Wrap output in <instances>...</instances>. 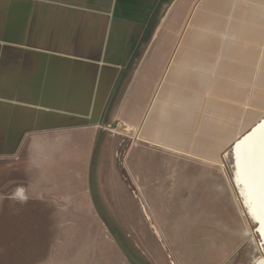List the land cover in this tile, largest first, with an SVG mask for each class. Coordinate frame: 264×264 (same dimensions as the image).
<instances>
[{"label": "crops", "instance_id": "0c3cea01", "mask_svg": "<svg viewBox=\"0 0 264 264\" xmlns=\"http://www.w3.org/2000/svg\"><path fill=\"white\" fill-rule=\"evenodd\" d=\"M162 1L0 0V186L21 185L18 196L44 217L54 210L51 219L68 218L83 201L95 202L94 180L109 193L108 179L124 177L113 123L131 136L129 150L209 163L264 116V0H166L150 32ZM226 86L231 96L244 91L246 102L223 97ZM247 103L250 122L239 117ZM225 115L237 122L225 123ZM216 134L223 138L211 140ZM165 167V181L178 178L169 162ZM129 168V176L141 177ZM188 171L180 175L198 177L199 187L147 179L156 223L145 221L148 211L143 224L128 212V238L146 245L159 237L177 264H228L247 244L246 215L229 198L225 172ZM152 250L155 264H166Z\"/></svg>", "mask_w": 264, "mask_h": 264}, {"label": "rangeland", "instance_id": "374dc122", "mask_svg": "<svg viewBox=\"0 0 264 264\" xmlns=\"http://www.w3.org/2000/svg\"><path fill=\"white\" fill-rule=\"evenodd\" d=\"M165 1L159 4L149 24L150 32L158 27L160 17L166 9V4L162 5ZM129 77L130 73L122 79L120 93L117 96L122 94ZM239 91L240 89L238 92H233V96L231 92L230 95L223 97L229 100L233 98L238 103L246 102V93ZM247 104L246 108L251 109L250 103ZM240 111L243 112V109ZM228 117L229 115L224 116L225 123L237 122L235 118L231 120ZM240 127L242 130L247 129L246 126ZM109 130L113 142L118 143L115 154L122 173L121 167L126 163L128 168L132 165L134 174L141 177L129 176L127 174L129 170L124 167L123 178L108 179L111 185L109 193L101 191L102 187L100 185L97 187L94 180V203L97 209L92 200L88 199L83 201L78 211L71 210L68 218L64 219H51V214L53 212L56 214L54 210L47 214L48 218L44 217L43 208H34L28 204L26 195L18 196L21 185L0 186V264H155L151 257L152 249L158 251L157 255H163L166 264H177L175 255L159 237L146 245L136 244L128 238L126 229L128 212L133 211L135 221L141 224L144 223L143 219L146 218L147 211L152 217L144 195L153 186L152 181L147 180L150 177L156 176L159 183L163 182L177 189H194L200 185L199 178L196 176L185 178L180 174H186L187 170H190L189 174L225 172L229 183L227 185L229 198L234 204L237 202L240 211L243 212L234 185L231 183L233 159L230 145L223 150L219 162L210 160L209 163H200L179 155L175 159L143 147L129 150V144L133 143V140L125 133V127L120 129V125L116 122L111 124ZM217 155L220 157L219 153ZM138 159L141 162L139 166L136 164ZM11 160L7 159L6 163L3 162V166H11ZM151 162H155V165H151ZM168 162L174 169V175L178 177L175 180L165 181L168 177L165 163ZM224 188H226L225 183ZM153 217L145 221L156 223V218ZM246 221L247 244L228 261V264H255L259 257L264 256L257 246L258 236L254 233V225L247 217Z\"/></svg>", "mask_w": 264, "mask_h": 264}, {"label": "bare ground", "instance_id": "6f19581e", "mask_svg": "<svg viewBox=\"0 0 264 264\" xmlns=\"http://www.w3.org/2000/svg\"><path fill=\"white\" fill-rule=\"evenodd\" d=\"M248 32V31H247ZM241 34V33H240ZM249 35V33H248ZM204 36V35H203ZM246 36V35H245ZM244 36V37H245ZM243 37V38H244ZM248 37V36H247ZM206 39V36L205 38ZM227 39V38H226ZM239 39V38H237ZM240 40V39H239ZM243 40V39H242ZM204 41V40H202ZM229 42V41H228ZM243 42V41H242ZM244 43V42H243ZM242 45V44H241ZM233 46V44H232ZM231 46V47H232ZM240 46V45H239ZM239 46H238V49H239ZM237 47V45H236ZM244 47V46H243ZM246 47V46H245ZM249 47V46H248ZM257 47V46H256ZM234 48V46H233ZM228 49V48H227ZM235 50V49H234ZM237 50V49H236ZM242 50V49H241ZM249 50V49H248ZM256 51V50H255ZM237 53V52H236ZM230 54V53H229ZM234 54V52H233ZM264 57V56H263ZM230 61V60H229ZM238 63V62H237ZM259 64V63H258ZM236 67H237V71H239V73H242L243 75L241 76H245V72H244V66L240 63L236 64ZM250 67V66H249ZM255 68V67H254ZM218 73H221V72H218ZM218 76V75H217ZM211 78V77H210ZM237 78V77H236ZM244 78V77H242ZM231 79V78H230ZM238 79V84L240 83L241 81V78H237ZM236 81V80H234ZM220 83V82H219ZM224 83V82H223ZM227 83V82H226ZM225 83V84H226ZM218 84V83H216ZM229 84V83H228ZM227 84V86H228ZM208 85V81L205 83V86L207 87ZM224 85V84H222ZM213 86V85H212ZM226 86V88H227ZM232 86V85H231ZM230 86V88H231ZM238 86V85H237ZM221 87V86H219ZM234 87V86H233ZM167 89H169L168 87H166ZM217 90H218V87H216ZM225 87H223V89L219 88L220 90H222L223 94L222 96H227V95H230L231 93V90L233 89H230L229 90V87L226 89ZM215 89V88H214ZM170 90V89H169ZM216 90V89H215ZM214 90V92H215ZM211 91V90H210ZM257 91V90H256ZM164 92V91H163ZM235 92V91H234ZM240 92H243V91H239ZM259 92V91H258ZM254 93V92H253ZM264 93V92H263ZM215 94V93H214ZM261 95V93H259ZM257 95V94H256ZM218 96V95H217ZM216 96V97H217ZM162 97V96H161ZM209 98V97H208ZM226 98V97H225ZM228 99V98H227ZM233 99V98H230V100ZM229 100V101H230ZM247 100V99H246ZM232 101V100H231ZM224 103V102H223ZM229 105V104H228ZM259 110V109H258ZM229 113V112H228ZM251 113V110H247L245 112H242L240 111L239 112V117L240 119H244V121H249V119H246L247 116H249V114ZM230 117H231V112L229 113ZM207 118V117H206ZM218 118V117H217ZM209 118H207V121H208ZM211 121V120H210ZM250 122V121H249ZM212 123V122H211ZM216 122H214L215 124ZM218 124V123H217ZM222 124V123H220ZM219 125V124H218ZM172 128V127H171ZM220 132H221V135L224 136V137H227L228 136V133H229V129L226 128V126H224L223 128H219ZM183 131V130H182ZM189 133V131H187ZM264 116L261 117L255 125H253L249 130L247 131H244L243 133H240V137H236L235 141L233 142V144L231 145L230 148L233 147V150L235 151V155H236V159H235V162H237V167H238V171H237V168L236 165L232 171V174H231V183H233L234 185V188L236 190V194H237V198L239 199L240 201V204H241V207H242V210L244 212V214L246 215L247 219L254 225V233L258 236V244L257 246L260 245V242L262 243L264 241V228L262 226V222H264V214L263 213H258L256 214L252 208H251V205L248 203L247 201V198L245 196V193H244V188H243V185L241 183V170L243 167H241V161H242V157L243 155L247 152V150L251 147H253L257 141H260V140H264ZM211 136V135H210ZM222 136H219V134H216V135H213L211 136V140L214 139H221L223 138ZM203 137V136H202ZM180 143L182 144V140L180 141ZM193 149V148H192ZM261 150L263 151L262 152V155L264 154V145L262 146ZM228 151V150H227ZM194 157L195 158H202V159H205L207 161V157L204 156V154L201 152V151H198V149H195L194 150V153H193ZM193 155H191V157H193ZM226 156V155H225ZM228 156V155H227ZM212 161V160H211ZM239 163V164H238ZM263 167H262V166ZM260 165V169H257L258 172H260V174L262 176H264V155H263V158H262V163ZM241 168V169H240ZM248 179V177H247ZM19 195L22 193V190L19 191ZM261 224V226H260ZM250 233V232H249ZM261 237H263V239H261ZM263 247H264V244H262ZM260 247V246H259ZM255 264H264V257H259V259L256 261Z\"/></svg>", "mask_w": 264, "mask_h": 264}, {"label": "water", "instance_id": "95a60500", "mask_svg": "<svg viewBox=\"0 0 264 264\" xmlns=\"http://www.w3.org/2000/svg\"><path fill=\"white\" fill-rule=\"evenodd\" d=\"M263 145L264 140L257 141L256 144L253 147L249 148L243 155L242 161L240 163L241 167H243L241 170V177L243 176L241 179V183L244 188V193L248 203L251 205L252 210L256 214H264V176H262L257 170L260 169V165L262 163V158L264 155H262L263 151L261 150ZM230 151L233 159L232 167L234 169L237 162H235L236 155L233 147L230 148ZM235 168H237L238 171L237 165ZM262 226L264 228V222H262ZM261 239H263V237H261ZM262 244H264V241L262 243L260 242L259 245L261 252L264 254V247Z\"/></svg>", "mask_w": 264, "mask_h": 264}, {"label": "flooded vegetation", "instance_id": "af4514ba", "mask_svg": "<svg viewBox=\"0 0 264 264\" xmlns=\"http://www.w3.org/2000/svg\"><path fill=\"white\" fill-rule=\"evenodd\" d=\"M1 4H2V1H1Z\"/></svg>", "mask_w": 264, "mask_h": 264}]
</instances>
